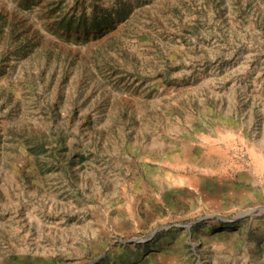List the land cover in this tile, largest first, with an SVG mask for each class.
Segmentation results:
<instances>
[{
  "label": "rangeland",
  "instance_id": "374dc122",
  "mask_svg": "<svg viewBox=\"0 0 264 264\" xmlns=\"http://www.w3.org/2000/svg\"><path fill=\"white\" fill-rule=\"evenodd\" d=\"M0 264H264V0H0Z\"/></svg>",
  "mask_w": 264,
  "mask_h": 264
},
{
  "label": "water",
  "instance_id": "95a60500",
  "mask_svg": "<svg viewBox=\"0 0 264 264\" xmlns=\"http://www.w3.org/2000/svg\"><path fill=\"white\" fill-rule=\"evenodd\" d=\"M253 212H254V211H248V212H245V213H241V214H239V215L237 216V218L245 217V216H247V215L252 214ZM203 219H207V217H203V218L197 219V220H195V221H192L191 223H189V225H192V224H194V223H197V222H199V221H201V220H203ZM161 229H164V227H157V228H155V229L152 231V233H151V235H150V238H152V237L155 235V233L158 232V231H160ZM150 238H149V239H150ZM145 241H147V239H146Z\"/></svg>",
  "mask_w": 264,
  "mask_h": 264
},
{
  "label": "bare ground",
  "instance_id": "6f19581e",
  "mask_svg": "<svg viewBox=\"0 0 264 264\" xmlns=\"http://www.w3.org/2000/svg\"><path fill=\"white\" fill-rule=\"evenodd\" d=\"M258 165H259V166H261V164H260V163H258Z\"/></svg>",
  "mask_w": 264,
  "mask_h": 264
}]
</instances>
